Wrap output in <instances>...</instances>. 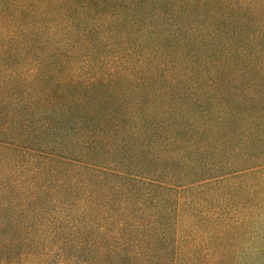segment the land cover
<instances>
[{"label":"trees","instance_id":"1","mask_svg":"<svg viewBox=\"0 0 264 264\" xmlns=\"http://www.w3.org/2000/svg\"><path fill=\"white\" fill-rule=\"evenodd\" d=\"M0 264H264V0H0Z\"/></svg>","mask_w":264,"mask_h":264}]
</instances>
